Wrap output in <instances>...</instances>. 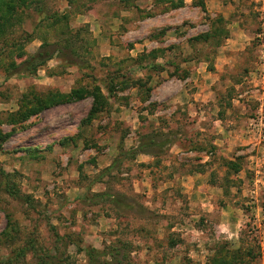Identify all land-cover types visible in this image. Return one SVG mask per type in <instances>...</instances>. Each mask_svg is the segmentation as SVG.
I'll return each instance as SVG.
<instances>
[{
	"label": "rangeland",
	"instance_id": "obj_1",
	"mask_svg": "<svg viewBox=\"0 0 264 264\" xmlns=\"http://www.w3.org/2000/svg\"><path fill=\"white\" fill-rule=\"evenodd\" d=\"M74 1L0 0V264H209L235 250L225 222L242 264L264 263L260 0ZM51 93L66 104L45 109Z\"/></svg>",
	"mask_w": 264,
	"mask_h": 264
},
{
	"label": "crops",
	"instance_id": "obj_2",
	"mask_svg": "<svg viewBox=\"0 0 264 264\" xmlns=\"http://www.w3.org/2000/svg\"><path fill=\"white\" fill-rule=\"evenodd\" d=\"M204 2H202V1H199V0H166V8H168V10H164L163 12H162V14H161V16H165V15H170V14H175V13H177V12H179V11H185L186 9H190V7H193V9L195 10L196 8H199L200 9V11L204 14V15H207V12H206V7L208 6V3L209 4H211V3H214V2H216V0H203ZM179 2H182V6L181 7H179V8H176V9H173L172 8V4H178ZM200 3V4H199ZM209 13H212L211 11H208ZM128 16V15H127ZM165 19H167V18H165ZM129 20H130V18H129ZM129 24H131L130 22H129ZM142 24V23H141ZM237 26V24H235V23H233L230 27H236ZM126 28H127V26H126ZM128 29V28H127ZM166 29V28H165ZM163 29L162 31H161V36H164L165 37V34L164 33H168V32H170L172 35H173V37H171V43L172 42H176L179 38H181L180 37V33H179V30L180 29H178L177 27H171V28H169V29ZM229 29V28H228ZM130 34V31L128 30V32H124V35H129ZM167 37V36H166ZM160 45H162V42L160 41V43H159ZM42 45V44H41ZM41 45H39V47H38V49H37V51L39 50V48H40V46ZM143 45L144 46H146V42L145 43H143ZM143 45H139V44H135V45H133V47L136 49V50H134V49H128V50H126L125 52H128V54H130V55H132L134 52H137V51H140L141 49H143ZM115 46H113L112 48H114ZM140 47V48H139ZM111 49V48H110ZM228 51H231L228 47H224V48H221V49H219V51H218V58H217V60H216V65H214V69H215V71L213 72V73H206L207 74V76H208V79L210 78L211 80H217V78L221 75V73L223 72V66L220 64V63H222V61L223 60H225L226 61V63H228V61L230 60V58L228 57ZM110 52V51H109ZM48 63V62H47ZM197 73H201L200 71H196ZM219 75V76H218ZM190 78L188 79H186V81H185V83L186 82H189V81H191V80H193L194 79V77H196V74L195 73H191L190 75ZM197 78V77H196ZM207 78V77H206ZM198 80H199V78H198ZM200 83H202V82H200ZM203 84V83H202ZM183 97H185V99L187 100V104L189 105L190 103H192V102H194V97L193 96H189L188 94H187V92H184V94H183ZM195 179H197V178H190V180H195ZM187 186V185H186ZM221 192H222V194H227L228 193V191H227V188L226 189H223V188H221ZM229 209V207H227V209L226 210H228ZM231 210V209H230ZM233 220V219H232ZM230 221V220H229ZM222 221H220V223H221ZM224 223V222H223ZM233 223V222H232ZM231 222H225L224 223V225H221V227L220 228H222L223 229V231L225 232L226 230L228 231V233H229V235H230V237H232V239H233V242H232V244L234 245L233 246V248H235V250L234 251H238L239 250V248H236V247H238L239 246V244H237V236H238V227H239V222H237V223H233L232 224ZM263 239H264V235H263ZM262 264H264V263H262Z\"/></svg>",
	"mask_w": 264,
	"mask_h": 264
},
{
	"label": "trees",
	"instance_id": "obj_3",
	"mask_svg": "<svg viewBox=\"0 0 264 264\" xmlns=\"http://www.w3.org/2000/svg\"><path fill=\"white\" fill-rule=\"evenodd\" d=\"M20 1H24V0H20ZM67 3V6L71 8L75 7V1L74 0H65ZM200 4V3H199ZM182 6V2H179L178 4H172V8L176 9ZM64 15H61L59 13H56L55 18L53 23L57 26L58 23L60 21H63ZM161 34V33H160ZM160 34H157L160 35ZM45 43L43 42V44L40 46L39 50L37 51V53H35L33 56H31V58H29L28 60H26V62H24L26 68H27V74L30 76L35 77L36 73L38 71V68L45 66V64H47L48 61L51 60V58L53 57V53L44 51L45 49ZM165 50H158V51H152L149 54L152 56H155L156 53H162ZM24 66V67H25ZM150 69V68H148ZM73 93V92H72ZM60 99V102L57 100ZM68 99V96L65 95H61V94H48L47 95V100L45 102V109H50L52 107L55 106H63L66 104V100ZM138 154H143L146 153L145 149H140L137 150ZM223 189H226V187H221ZM86 257L88 258V260L91 262L92 261V252H86L85 253ZM253 251H251L250 249L247 250L245 253H243L242 251L238 250V251H226L225 248H221L219 251L218 250H214L213 254L210 256V258L208 259L209 264H242L244 261V258H252L253 257Z\"/></svg>",
	"mask_w": 264,
	"mask_h": 264
},
{
	"label": "built area",
	"instance_id": "obj_4",
	"mask_svg": "<svg viewBox=\"0 0 264 264\" xmlns=\"http://www.w3.org/2000/svg\"><path fill=\"white\" fill-rule=\"evenodd\" d=\"M258 5V9H256L257 12V16H258V21L261 27V31L260 33L257 35V39L259 40V42L264 46V0H260L257 1ZM262 123V120H259V124ZM256 192L254 191L253 194H255Z\"/></svg>",
	"mask_w": 264,
	"mask_h": 264
}]
</instances>
